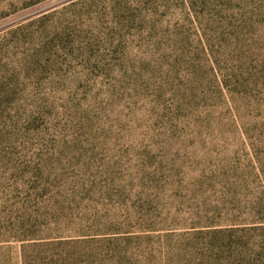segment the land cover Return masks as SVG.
Returning a JSON list of instances; mask_svg holds the SVG:
<instances>
[{
  "label": "rangeland",
  "instance_id": "obj_1",
  "mask_svg": "<svg viewBox=\"0 0 264 264\" xmlns=\"http://www.w3.org/2000/svg\"><path fill=\"white\" fill-rule=\"evenodd\" d=\"M261 221L264 0H0V264H262Z\"/></svg>",
  "mask_w": 264,
  "mask_h": 264
},
{
  "label": "trees",
  "instance_id": "obj_2",
  "mask_svg": "<svg viewBox=\"0 0 264 264\" xmlns=\"http://www.w3.org/2000/svg\"><path fill=\"white\" fill-rule=\"evenodd\" d=\"M258 224H263V225H259V226H252V230L253 231H264V222L261 221ZM251 244V243H250ZM252 248H250L252 251V253L254 254H258V258L256 259V261L258 262H262V264H264V238H259L258 240H253L252 244H251ZM262 255V257H261Z\"/></svg>",
  "mask_w": 264,
  "mask_h": 264
}]
</instances>
